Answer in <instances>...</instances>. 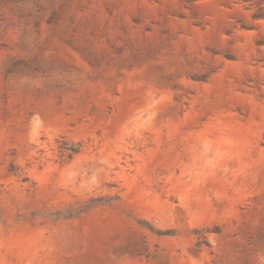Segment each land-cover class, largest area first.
<instances>
[{
  "label": "rangeland",
  "instance_id": "1",
  "mask_svg": "<svg viewBox=\"0 0 264 264\" xmlns=\"http://www.w3.org/2000/svg\"><path fill=\"white\" fill-rule=\"evenodd\" d=\"M0 264H264V0H0Z\"/></svg>",
  "mask_w": 264,
  "mask_h": 264
},
{
  "label": "trees",
  "instance_id": "2",
  "mask_svg": "<svg viewBox=\"0 0 264 264\" xmlns=\"http://www.w3.org/2000/svg\"><path fill=\"white\" fill-rule=\"evenodd\" d=\"M75 153H77V150H75Z\"/></svg>",
  "mask_w": 264,
  "mask_h": 264
}]
</instances>
